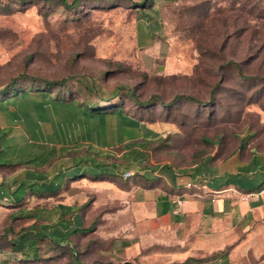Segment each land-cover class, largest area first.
I'll list each match as a JSON object with an SVG mask.
<instances>
[{
	"label": "rangeland",
	"instance_id": "1",
	"mask_svg": "<svg viewBox=\"0 0 264 264\" xmlns=\"http://www.w3.org/2000/svg\"><path fill=\"white\" fill-rule=\"evenodd\" d=\"M137 1L83 0L76 8H65L51 0H0V86L19 74H36L50 79L94 78L96 88L121 92L126 89L121 87H129L140 100L151 95L204 97L213 89L211 131H238L244 124L264 123V0H153L148 13L136 9L132 2ZM32 119L0 115V129H9L10 142L0 161L18 163L0 168V182L13 184L27 165L51 169L41 163L59 142L50 124ZM108 123L113 125L114 119ZM146 126L162 135L176 131L184 137L172 121ZM80 132L81 126L63 130L69 142ZM202 132L206 131L187 134L188 146L179 153L188 157L197 147L195 134ZM5 144L2 141V147ZM95 145L91 143V150ZM120 147L118 142L105 150L119 153ZM29 151L36 154L30 163ZM129 197L108 182L78 177L67 182L57 199L33 198L19 206L51 207L61 201L81 207L85 225H93L78 241L82 263L119 264L127 260L125 243L133 235L132 227L159 222L136 214L138 207L131 209ZM16 210L7 201L0 202V237L8 225L18 230L26 223L25 218L10 216ZM2 243L0 239L4 248ZM163 245L173 244L167 239ZM47 249L45 245L43 251ZM45 257L20 262L0 249V264H73L67 254L50 251Z\"/></svg>",
	"mask_w": 264,
	"mask_h": 264
},
{
	"label": "trees",
	"instance_id": "2",
	"mask_svg": "<svg viewBox=\"0 0 264 264\" xmlns=\"http://www.w3.org/2000/svg\"><path fill=\"white\" fill-rule=\"evenodd\" d=\"M51 1L65 8H76L82 5L83 0ZM132 4L146 13L153 9V0H140ZM235 68L239 70L238 65ZM78 78L50 79L36 74H19L0 86V115L13 120L23 116L48 123L59 142L53 153L41 163V166L46 164L51 167L50 170L27 165L29 168L22 171L13 184L0 182V202L5 200L17 207L10 216L27 219L18 230L8 225L0 237L4 246H0V249L14 254L17 261L42 260L51 251L67 254L73 264H83L84 254L78 250V241L92 231L93 225H85L81 207L61 201L51 207L19 206L33 198L57 199L72 178L106 176L120 181L122 185L131 180L148 186L151 181L157 180L151 172L160 164L164 163L163 168L169 171L181 165L190 167L198 165L212 152L208 163H215L213 167L217 183L213 184L214 189H222L228 184L239 188L249 186L247 177L230 173L229 170L247 144L261 132L264 133V123L259 126L257 123L244 124L238 131H211L215 115L212 109L213 89L204 97L176 94L164 99L151 95L140 100L129 87H121L126 88L121 92L117 88L105 92L96 88L94 78L89 81ZM77 80L83 82L74 83ZM111 118L114 124L110 126L108 120ZM154 121L175 122L184 137L180 138L176 131L162 135L146 126ZM77 126H81L82 132L73 142L66 141L63 130H73ZM202 128L206 132L195 134L196 149H191L188 157L181 155L179 149L188 146L184 139L188 138L187 134ZM134 132L140 135L132 137ZM8 133L9 129H0V155L10 147ZM122 135L128 139H121ZM2 141L6 142L3 147ZM93 142L96 145L91 150ZM118 142L121 145L119 153L104 149ZM37 147H43V144ZM35 156L29 151L26 162H33ZM17 164L3 160L0 161V168ZM107 166L112 167L113 171L109 172ZM45 245L48 249L43 251ZM94 263V260L89 261V264Z\"/></svg>",
	"mask_w": 264,
	"mask_h": 264
},
{
	"label": "crops",
	"instance_id": "3",
	"mask_svg": "<svg viewBox=\"0 0 264 264\" xmlns=\"http://www.w3.org/2000/svg\"><path fill=\"white\" fill-rule=\"evenodd\" d=\"M211 154L198 165H181L171 171L160 164L151 172L157 180L148 186L83 176L110 183L130 196L131 209L138 207L136 214L159 221L132 227L133 235L125 243L127 260L119 264H264V206L260 199H239L241 193L259 188L264 181V133L247 144L229 170L249 179L244 188L228 184L218 194L204 192L203 185L214 189L217 183L215 163H208ZM167 239L173 245H163Z\"/></svg>",
	"mask_w": 264,
	"mask_h": 264
},
{
	"label": "built area",
	"instance_id": "4",
	"mask_svg": "<svg viewBox=\"0 0 264 264\" xmlns=\"http://www.w3.org/2000/svg\"><path fill=\"white\" fill-rule=\"evenodd\" d=\"M126 175L127 174H125V176ZM187 186H190V184H188ZM202 188H203L204 192H208L211 194H218L221 191L227 190V189H222V190L210 189L206 185H203ZM239 199L242 201L249 200V199H260L262 201L263 206H264V184L257 189H252V190H248L246 192L241 193L239 195Z\"/></svg>",
	"mask_w": 264,
	"mask_h": 264
},
{
	"label": "water",
	"instance_id": "5",
	"mask_svg": "<svg viewBox=\"0 0 264 264\" xmlns=\"http://www.w3.org/2000/svg\"><path fill=\"white\" fill-rule=\"evenodd\" d=\"M122 264H133V263L129 261H124Z\"/></svg>",
	"mask_w": 264,
	"mask_h": 264
}]
</instances>
